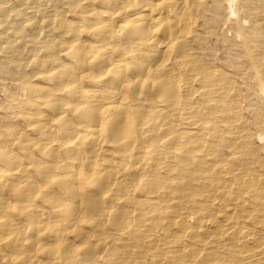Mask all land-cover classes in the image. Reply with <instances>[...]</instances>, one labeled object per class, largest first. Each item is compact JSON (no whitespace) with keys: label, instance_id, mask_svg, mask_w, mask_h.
I'll return each mask as SVG.
<instances>
[{"label":"bare ground","instance_id":"bare-ground-1","mask_svg":"<svg viewBox=\"0 0 264 264\" xmlns=\"http://www.w3.org/2000/svg\"><path fill=\"white\" fill-rule=\"evenodd\" d=\"M199 5L0 0V264H222L211 202L260 188L210 158L234 135L192 99Z\"/></svg>","mask_w":264,"mask_h":264},{"label":"rangeland","instance_id":"rangeland-1","mask_svg":"<svg viewBox=\"0 0 264 264\" xmlns=\"http://www.w3.org/2000/svg\"><path fill=\"white\" fill-rule=\"evenodd\" d=\"M196 27L198 43L194 44L197 47L193 50L198 59V76L201 77V69L208 71L215 92L203 95L201 91L205 85L201 83V86L198 82V93H193L192 99L201 107L203 117L215 125L228 128L234 135V140L228 145L219 148L215 143L218 149L210 158L216 160L217 164L230 167L233 172L248 173V176L257 174L256 187L259 185L258 190L261 191L246 193L242 197L239 195L240 199L245 200L241 202L232 184L225 191L227 195H223L225 199L217 198L211 202L214 207L211 215L216 216L212 219L209 215L206 218H211L209 225L207 223L203 228L209 231L211 226L210 231H216L218 222H221L218 232L222 233V237L218 243H213L211 239L209 243L213 245L207 243V246L209 250L218 252V260L222 264H238L242 258L246 264H264V0H200ZM7 59L0 53V61ZM12 96L18 101L24 92L17 82L4 80L0 75V118L6 123H13L10 116L17 110L8 107ZM210 105L214 107L209 109ZM10 112H13L12 115ZM239 203L243 206L237 205ZM222 213L224 216L229 213L228 218ZM223 218L225 221L221 220ZM231 219L233 224L229 221ZM227 222L231 223L229 226L232 225L233 229L247 235L238 234L237 238L232 239L229 234L231 229L226 231ZM212 227L216 228L213 230ZM231 246L236 250L230 251ZM151 260L147 258L146 262L153 264Z\"/></svg>","mask_w":264,"mask_h":264}]
</instances>
